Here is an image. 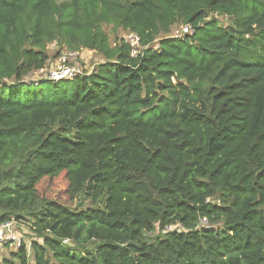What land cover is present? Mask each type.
<instances>
[{
  "label": "trees",
  "instance_id": "trees-1",
  "mask_svg": "<svg viewBox=\"0 0 264 264\" xmlns=\"http://www.w3.org/2000/svg\"><path fill=\"white\" fill-rule=\"evenodd\" d=\"M104 26L150 48L133 58ZM52 43L104 61L27 83ZM10 221L31 225L33 256L23 242L0 264H264V0H0Z\"/></svg>",
  "mask_w": 264,
  "mask_h": 264
},
{
  "label": "built area",
  "instance_id": "built-area-1",
  "mask_svg": "<svg viewBox=\"0 0 264 264\" xmlns=\"http://www.w3.org/2000/svg\"><path fill=\"white\" fill-rule=\"evenodd\" d=\"M193 34V28L191 25H182L180 27H175L171 33L172 38H184L187 35ZM125 42L128 44L130 48V53L133 58H137L142 56L144 50L150 48V45H144L142 42V38L136 33H127L123 37ZM155 48L154 50H157ZM80 57V52L71 51L69 54H60L57 57L56 68L49 73L48 80L53 81L55 83L61 81L71 80L78 75H82L84 72L82 68L78 65V59ZM39 72L44 73L45 69L39 70ZM38 85L39 83H34ZM211 200L208 199V202ZM16 223L14 221H10L0 225V253L1 251L8 250L10 247L12 251H17L22 243L23 238L17 236L16 231ZM198 229H210L212 228L209 220L205 217L201 218L199 224L197 226ZM181 231L182 227L180 225H172L166 228V232L172 231ZM25 242V241H24ZM64 243H69V240H65Z\"/></svg>",
  "mask_w": 264,
  "mask_h": 264
},
{
  "label": "rangeland",
  "instance_id": "rangeland-1",
  "mask_svg": "<svg viewBox=\"0 0 264 264\" xmlns=\"http://www.w3.org/2000/svg\"><path fill=\"white\" fill-rule=\"evenodd\" d=\"M223 23L226 22V20H222ZM106 32L109 34L110 36V41L111 44L114 45L116 43V39L117 37H120V39L125 36L124 31L122 30H118V32H115L113 30L112 26H104ZM61 49V50H60ZM61 51L60 54H69L71 51L68 50L66 47L64 46H59L56 43H52L48 46V51L50 54V60L47 64V67L45 69L44 73H41L39 71L37 72H33L32 74H30L27 79L25 81L31 82L33 83H41L44 80L48 79L49 73L51 71L54 70V68H56V61H57V53L58 51ZM78 65L82 68L84 73H91L93 72L97 66L102 63L104 61L103 56L96 52V51H90L87 49H82L80 52V57L78 59ZM46 85V84H45ZM27 87H23L22 88V93L23 95L27 92ZM67 187L66 184V180L64 178V176H61L59 178H57L53 184V189H52V197L53 198H58L60 197V195H63V192L65 191ZM81 204L83 205V207L89 206L91 204V199L90 198H84L82 201L78 202V205ZM75 206H76V202H75ZM15 222V221H14ZM17 227H16V235L20 236V238H23V242L25 241L28 247V257L30 259H32L33 253L31 251V241L36 239L35 234L31 231V225L27 224V223H17L15 222ZM164 234V233H163ZM7 251L11 252V248L8 247ZM2 253H0V259L4 258V257H8L9 253H4V251H1ZM6 252V251H5Z\"/></svg>",
  "mask_w": 264,
  "mask_h": 264
}]
</instances>
